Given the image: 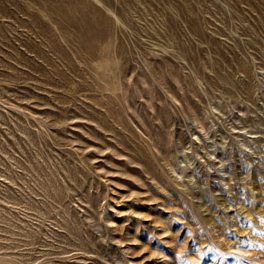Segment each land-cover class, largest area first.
<instances>
[{"label": "rangeland", "instance_id": "374dc122", "mask_svg": "<svg viewBox=\"0 0 264 264\" xmlns=\"http://www.w3.org/2000/svg\"><path fill=\"white\" fill-rule=\"evenodd\" d=\"M0 264H264V0H0Z\"/></svg>", "mask_w": 264, "mask_h": 264}]
</instances>
